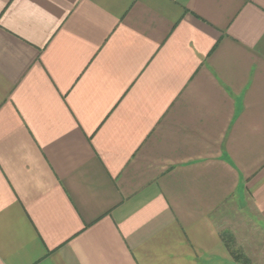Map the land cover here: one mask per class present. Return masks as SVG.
I'll use <instances>...</instances> for the list:
<instances>
[{
	"label": "crops",
	"instance_id": "crops-1",
	"mask_svg": "<svg viewBox=\"0 0 264 264\" xmlns=\"http://www.w3.org/2000/svg\"><path fill=\"white\" fill-rule=\"evenodd\" d=\"M0 264H264V0H0Z\"/></svg>",
	"mask_w": 264,
	"mask_h": 264
}]
</instances>
